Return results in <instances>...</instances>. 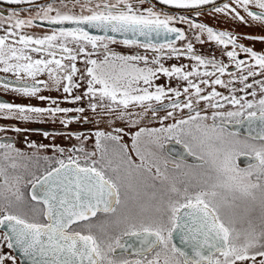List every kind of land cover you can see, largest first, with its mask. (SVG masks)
<instances>
[{
    "label": "snow or ice",
    "instance_id": "obj_1",
    "mask_svg": "<svg viewBox=\"0 0 264 264\" xmlns=\"http://www.w3.org/2000/svg\"><path fill=\"white\" fill-rule=\"evenodd\" d=\"M0 2L29 6L0 12V87L46 102L0 101V131L79 142L0 140V264H264V51L192 19L264 32V0ZM47 122L111 131L20 126Z\"/></svg>",
    "mask_w": 264,
    "mask_h": 264
},
{
    "label": "flooded vegetation",
    "instance_id": "obj_2",
    "mask_svg": "<svg viewBox=\"0 0 264 264\" xmlns=\"http://www.w3.org/2000/svg\"><path fill=\"white\" fill-rule=\"evenodd\" d=\"M45 2H46V0H37V3H45ZM28 7L29 6L26 4L9 5L7 3L0 2V12L5 13V14H10L12 12V10H14V9H17V10L26 9ZM19 15L21 18H24L28 15V12L27 11H20ZM192 19H195L198 22H202V23H205L209 26H212L217 30L231 31V32H233V34L240 37V39H238V43H243L246 46H251L254 48V50H256L258 52L264 51V44H262L260 42L253 43L252 41L243 38L247 35H253V36L264 35V32H262L259 27L246 26L244 24H240L238 21H236V22H233V21L225 22L224 17H220L219 19H216L212 15H210L209 13H205L204 15H202L200 17L193 16ZM176 26L181 27V28H187L186 25H182V24H178ZM47 29H48V26H44V27H35V28L25 29V31L28 32L29 34L42 35L45 31H47ZM191 38H192L191 35H189V39H191ZM177 43L179 44L180 42H177ZM112 47L118 52L126 53L128 51V49L124 48L123 45H113ZM194 47H195L197 52L203 54L206 57L211 58L213 55H215V57L217 59H224V61L227 63L226 57H221L220 52L218 50H214V46L211 44L206 43L204 45H201L199 43H195ZM240 58H246L245 54L240 53ZM174 63L189 64L190 61L188 59H183L181 61H176V60L166 61L165 66L167 67V66H170L171 64H174ZM6 79H12V77H10L9 74H5V73L0 72V80H6ZM224 79L227 80L228 77L225 76ZM166 81H167L166 77H161L160 80L157 81V83H165ZM173 85H174V82H173ZM218 90L227 94V91L223 88L218 87ZM43 94L44 95H51V96L59 95L56 92H46ZM181 99H183V98H181ZM0 101L24 103V104L31 103V104H35V105H39V106H45V103H46V102L42 103V102H40L38 100H34V99L29 100L27 98H22V97L18 96V94L11 92V91L5 92L2 87H0ZM60 106L61 107H76L77 105L61 104ZM81 106H83V105H81ZM69 115H77V114L76 113H70ZM159 115L163 116L164 113L161 112V113H159ZM171 122L172 121L169 120V121H166L165 123H171ZM15 123H17V122L16 121H8V120H0V125H11V124H15ZM20 126L30 128V129L46 130V131L53 133V134L60 133V132H83L85 135H92V131H94L97 127L101 130H104V129H102L101 126L99 127L95 124H86V123H78V122L68 125L67 129H65L64 126L61 125L59 122H56V123H51V122L29 123V124H21ZM115 126H120V124L118 123ZM141 126L158 127L160 125L156 121H153L151 123L145 121L141 124ZM107 131H111V128H109ZM25 136H27L28 140H30V141H35L37 143H43V144H57V145H60L63 147H70L73 144L79 143L75 139L69 141V140L65 139L64 136H62V135H56L57 139L55 142H41L40 140L44 139V136H43L42 132H40V131H30V132L19 133V134L15 133L10 128L7 131H0V140L7 138L8 140L15 142L17 147H20L21 149L27 151L25 144L22 142ZM50 138H52V137L50 136ZM125 139L127 140L128 137H126ZM87 145H88L89 149H91V147L93 145V140H89L87 142ZM178 147L179 146H177V148ZM43 154L51 155L52 153H51V150L49 149V150H46ZM189 163H195V161L192 158H189ZM4 251L7 252L8 249H4ZM6 264H11V262L8 261V262H6ZM17 264H20L19 260H18Z\"/></svg>",
    "mask_w": 264,
    "mask_h": 264
},
{
    "label": "rangeland",
    "instance_id": "obj_3",
    "mask_svg": "<svg viewBox=\"0 0 264 264\" xmlns=\"http://www.w3.org/2000/svg\"><path fill=\"white\" fill-rule=\"evenodd\" d=\"M44 93H46V92H44ZM97 126H101L102 127V129H104L105 131H107L109 128H111V127H109L108 125H106V124H104V123H100L99 125H97ZM56 139H57V137L55 138V139H52V138H47V139H42V140H40L41 142H55L56 141Z\"/></svg>",
    "mask_w": 264,
    "mask_h": 264
}]
</instances>
